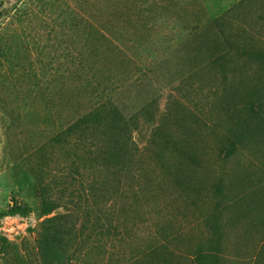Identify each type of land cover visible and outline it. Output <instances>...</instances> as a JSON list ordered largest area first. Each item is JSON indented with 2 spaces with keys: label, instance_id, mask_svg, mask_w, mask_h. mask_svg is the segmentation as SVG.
<instances>
[{
  "label": "rangeland",
  "instance_id": "374dc122",
  "mask_svg": "<svg viewBox=\"0 0 264 264\" xmlns=\"http://www.w3.org/2000/svg\"><path fill=\"white\" fill-rule=\"evenodd\" d=\"M0 7V264H264V0ZM95 61L124 80L118 101L139 114L132 139L154 155L149 200L119 222L121 242L86 241L72 219L40 225L77 193L63 138L53 160L38 148L104 90Z\"/></svg>",
  "mask_w": 264,
  "mask_h": 264
},
{
  "label": "trees",
  "instance_id": "16d2710c",
  "mask_svg": "<svg viewBox=\"0 0 264 264\" xmlns=\"http://www.w3.org/2000/svg\"><path fill=\"white\" fill-rule=\"evenodd\" d=\"M78 3L80 2L77 1L75 7L76 16ZM86 5L90 6H87L89 9L86 12L89 13L86 21L94 28L100 17L92 12L93 5ZM2 16L0 7V19ZM143 22L148 23V18H143ZM82 56V60L77 59L75 63L78 61L83 65ZM192 65L186 64L188 68ZM92 66L95 70H100V67L103 69L102 74L98 71L96 74L100 75L105 83L104 90L97 95L89 94L87 105L83 103L79 110L68 113L63 121H58L57 130L53 131L52 127L49 131L50 138L38 148V153H42L49 161L53 160L50 159L55 153L52 144L63 138V149L69 157L71 156V187L77 195L70 202L66 215L45 219L40 225L48 227L49 224L57 223L60 228L66 230V227L62 226V219H72L73 223L68 228L79 235H83L85 229L88 230L89 234L84 235L86 241L102 236L121 242L123 238L120 236L127 231L120 234L122 229L119 222L132 223L129 214L134 215L136 203L142 198L149 200V191L146 188L153 186L148 176L153 174L154 167L150 169L146 159H154V155L151 145L141 148L132 139V133L139 125V114H136V111L131 113L118 101L119 88L124 80L111 77V72L105 70L98 61ZM51 97L49 93L41 95L45 105L46 101L51 102ZM136 102L142 103L145 100L139 99ZM150 152L153 158L148 156ZM77 222L80 223L78 229ZM70 262L67 260V263Z\"/></svg>",
  "mask_w": 264,
  "mask_h": 264
}]
</instances>
